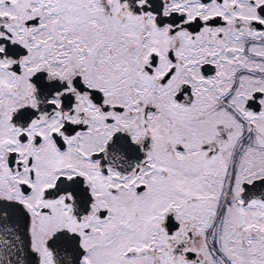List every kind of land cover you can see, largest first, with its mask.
I'll use <instances>...</instances> for the list:
<instances>
[{
	"label": "snow or ice",
	"instance_id": "1",
	"mask_svg": "<svg viewBox=\"0 0 264 264\" xmlns=\"http://www.w3.org/2000/svg\"><path fill=\"white\" fill-rule=\"evenodd\" d=\"M0 264H264V0H0Z\"/></svg>",
	"mask_w": 264,
	"mask_h": 264
}]
</instances>
